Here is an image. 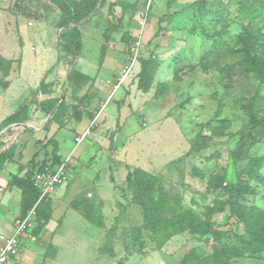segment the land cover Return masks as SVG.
Returning a JSON list of instances; mask_svg holds the SVG:
<instances>
[{
  "label": "rangeland",
  "instance_id": "obj_1",
  "mask_svg": "<svg viewBox=\"0 0 264 264\" xmlns=\"http://www.w3.org/2000/svg\"><path fill=\"white\" fill-rule=\"evenodd\" d=\"M194 1L99 0L77 23L81 47L74 55L60 43L56 0H0V122L18 110L30 124L4 132L0 167L29 158L30 141L38 151L27 164L41 162L51 154L53 127L72 130L71 123L100 114L105 99L98 81L107 51L116 42L121 47L120 40L130 44L118 72L131 65L117 122L101 121L100 128L108 140L101 163L112 174L110 188L102 198L88 197L86 190L68 203L46 198L52 221L25 239L37 264H220L210 237L182 230L185 212L226 231L221 240L230 244L264 231V223L246 229L235 221L222 205L224 190L208 188L213 175L225 183L241 180L251 189L243 204L264 212V124L254 126L244 109L254 97V112L264 117V83L238 64L242 26L233 6L227 8V26L205 20L213 34L207 39ZM136 39L139 55L131 63ZM151 53L156 60L148 80L140 74L139 59ZM61 99L63 112L54 115L50 107ZM35 128L41 131L34 137ZM124 131L127 137L115 149L114 137ZM133 168L152 175L149 190L127 183ZM136 197L146 201L148 220L144 207L133 202ZM229 264H264V252Z\"/></svg>",
  "mask_w": 264,
  "mask_h": 264
},
{
  "label": "trees",
  "instance_id": "obj_2",
  "mask_svg": "<svg viewBox=\"0 0 264 264\" xmlns=\"http://www.w3.org/2000/svg\"><path fill=\"white\" fill-rule=\"evenodd\" d=\"M56 1L61 10L60 27L62 30L59 35L60 43L67 52L77 55L81 47L80 31L77 23L90 16L96 10L99 0H80L79 3L74 0ZM229 4L233 6L232 11L242 26V31L236 36V42L239 45L236 52L240 54L238 64L245 69H250L255 77L261 83H264V0H227V4H224L221 0H215L214 2L212 0H209V2L196 0L192 5L197 6L201 10L199 13L201 20L200 32L207 39L213 35L209 34L208 29L205 27V20H212V22H219L222 26H227V21L229 20L227 8ZM125 43L127 47L130 46L128 42ZM1 59L0 66H2L3 62ZM139 60L142 68L140 74L144 76L143 78L148 79L150 77V68H154L156 56L151 53L146 58L140 57ZM206 61H204V64L208 62ZM211 64L214 65V62L210 61L209 66ZM142 87L146 90L147 86L142 85ZM62 101L61 99L57 105H52L50 112L54 115L57 113L60 115L63 112L61 110ZM255 101L254 97L249 99L247 104H244V109L250 122L257 126L264 124V117L258 118L254 112ZM20 112L17 110L5 117L0 122V131L11 123L24 122L25 118L20 117ZM33 160L34 158L29 163L33 162ZM60 162V156L57 154V144L53 140L51 154L48 158L30 165L23 176L12 175L8 182V187L17 186L21 190L19 217L23 218L30 209L34 208L37 225L32 229V232L36 233L39 231L50 220L51 216L49 200L43 198L38 201L40 191L33 183L34 173L43 169L47 164L57 165ZM125 179L137 191H147L152 185V175L141 168H133L128 171ZM219 187L227 194V199L222 205L229 207L230 217L242 223L246 229H250L255 223H264V212H258L256 207L243 204L245 196L251 192L247 183L241 180L225 183L221 176H211L208 180V188L216 189ZM133 200L136 204L144 207V217L148 220L150 218V209L146 205V201L139 200L137 197ZM183 216V220L180 222L182 230L189 227L190 232L197 235L199 239L210 237L217 246V260L220 261V264H229L230 259H240L245 257L246 254L260 255L264 252V231L257 234L253 240L243 241L241 245L230 244L221 240L226 231L218 230L214 227V223L209 221L196 222L194 216L189 212L183 213ZM186 219H189V222Z\"/></svg>",
  "mask_w": 264,
  "mask_h": 264
},
{
  "label": "crops",
  "instance_id": "obj_3",
  "mask_svg": "<svg viewBox=\"0 0 264 264\" xmlns=\"http://www.w3.org/2000/svg\"><path fill=\"white\" fill-rule=\"evenodd\" d=\"M119 42L121 47L117 42L111 44L101 69L98 88H100L99 94L105 100L102 111H99L100 114L93 116L92 119L83 117L79 122L71 123L69 126L75 124L72 130L67 128V126L62 128L53 127L51 129V136H53V140L57 144V154L60 156V160L69 159L71 166L69 180L65 184L60 185L55 193L51 195V200L54 204H61L63 201L68 203L85 190L88 191V197L93 198L96 195V198H102L110 188L112 174L109 170L104 171L102 165L108 157L107 152L104 150V147L108 146V140H106V136H104L105 134L102 133L103 130L100 128L103 125L101 121H106L105 124L108 126L117 122L118 111L120 110L119 102L124 99L123 87L112 88L116 79L115 76L126 61L124 53L129 50L126 43L123 44L122 40ZM113 45L116 46V49H112L114 48ZM87 128H90L88 137L81 142H76L75 136ZM26 131L31 132L32 130L27 129ZM40 131V129L35 128L32 131L34 132V137L37 136L36 132L39 133ZM124 137H127L125 131L115 135L113 141L115 142V149L118 148L119 150L118 143L123 142ZM27 145H32L33 147L29 158L23 159L22 157L20 161L6 162L0 167V246L6 237L12 235L15 224L20 219L21 190L17 186L8 187L7 185L12 175H25L29 167L27 163L37 153L38 149L35 148L34 142L30 141ZM88 161L92 163L90 166L83 164ZM74 186L77 188L72 191ZM49 221H52V219ZM26 237L27 235L23 237V245L19 255L7 264H37V257L33 258L36 251L26 244Z\"/></svg>",
  "mask_w": 264,
  "mask_h": 264
},
{
  "label": "built area",
  "instance_id": "obj_4",
  "mask_svg": "<svg viewBox=\"0 0 264 264\" xmlns=\"http://www.w3.org/2000/svg\"><path fill=\"white\" fill-rule=\"evenodd\" d=\"M142 23L143 22L140 21V24ZM131 46L132 59L130 61L133 63L139 55L138 39L134 40ZM130 68L131 65H126V67L120 71L113 83L114 89H117L122 85L125 76L130 71ZM17 126H23L26 128L29 125L24 122L11 123L0 131V135H3L7 130H11ZM89 133L90 128L85 129L75 136V141L81 142L88 137ZM70 168L69 159H65L57 165L47 164L43 169L35 171L33 183L40 191L38 201L43 198L51 197L60 185L65 184L69 180ZM34 216L35 211L34 208H32L23 218H20L16 222L12 235L6 237L3 244L0 246V264L10 263L13 258L19 255L23 245V237L35 227Z\"/></svg>",
  "mask_w": 264,
  "mask_h": 264
}]
</instances>
